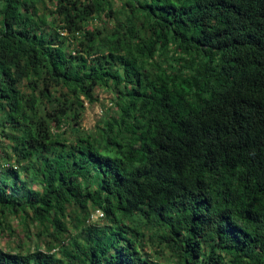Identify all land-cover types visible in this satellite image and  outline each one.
Listing matches in <instances>:
<instances>
[{"label": "trees", "instance_id": "trees-1", "mask_svg": "<svg viewBox=\"0 0 264 264\" xmlns=\"http://www.w3.org/2000/svg\"><path fill=\"white\" fill-rule=\"evenodd\" d=\"M10 218L0 264H264V0H0Z\"/></svg>", "mask_w": 264, "mask_h": 264}, {"label": "rangeland", "instance_id": "rangeland-1", "mask_svg": "<svg viewBox=\"0 0 264 264\" xmlns=\"http://www.w3.org/2000/svg\"><path fill=\"white\" fill-rule=\"evenodd\" d=\"M97 26L99 28H102L103 26L110 27V23L106 21L104 17H102V20L97 23ZM97 96L98 102L91 106L87 105L83 114L82 126L85 130L94 129L95 125L100 121L103 114L105 113L106 107L108 106L109 95L107 93L98 91ZM97 215L99 214L97 213ZM99 217L101 216L99 215ZM9 223L11 224L14 234L9 237L8 233H10V230L7 229L5 232L0 231V245L3 248L8 246L14 247L18 244H23L25 247L30 246L31 248L36 245L35 239H28L23 227L19 225L17 221H15L13 218H10Z\"/></svg>", "mask_w": 264, "mask_h": 264}]
</instances>
